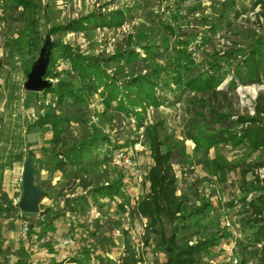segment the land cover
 Returning a JSON list of instances; mask_svg holds the SVG:
<instances>
[{
  "label": "trees",
  "instance_id": "16d2710c",
  "mask_svg": "<svg viewBox=\"0 0 264 264\" xmlns=\"http://www.w3.org/2000/svg\"><path fill=\"white\" fill-rule=\"evenodd\" d=\"M181 1L173 0L171 5L174 10L171 18L176 24L188 21L179 33L175 25H164V37L149 39V29L140 24L125 43L116 42L109 55L87 54L69 43L57 42L58 50L50 53L45 78H55L52 67L57 59L68 63L71 76L42 91L51 93L54 99V104H42L44 113L37 119L39 126L51 132L45 165L60 172L66 185L79 187L85 193L73 197L59 194L64 210L88 209L87 195L100 207L99 200L115 198L124 186V172L110 163L112 152L120 147L112 143L103 126L115 120L120 129L122 120L132 117L135 128H143L152 160L145 176L147 189L134 207L147 220L144 245L154 239V249L164 255L160 264H229L213 262L209 256L225 234L217 232L192 240L183 232L189 231L190 218L207 217L213 209L208 200L196 206L179 187L172 159L175 148H183L184 143L171 144L161 120L143 125L148 108L156 109L166 102L173 104L181 101L185 93H193L189 100L192 114L184 137L194 143L196 153L206 155L213 151L206 166L209 173L221 181L230 172L238 173V194L228 205L238 204L241 231H250L247 237L251 238L243 242L242 250L250 248L253 256L258 255V264H264V185L256 173L264 168V92L258 93L253 114L249 115L232 110L230 103L235 95L227 90L236 83L264 85V0H217L211 2L206 12L199 0L184 6ZM187 1L190 0L182 2ZM244 1H249L251 7L247 8ZM9 5L16 10L21 8L18 19L27 25L18 43L35 44L37 22L33 12L41 7L39 0H11ZM256 7L259 8L256 21L263 27L262 32L240 29L236 33L246 38L242 47L233 43L222 51L217 50L214 35L223 28L232 32L234 21ZM124 21L125 15L120 10L94 11L56 24L50 28V34L77 33L95 27L118 28ZM167 35L173 38L171 43ZM229 73L232 78L227 91L219 90ZM28 95L37 97L38 93L28 92ZM95 96L103 110L92 114L90 105ZM30 100L28 97L27 102ZM74 123L77 133L71 129ZM229 154L231 159L227 158ZM45 197V192H41L39 201ZM4 202L0 211L16 209L8 199L4 198ZM126 237L117 264H138L140 258ZM69 263L84 264L81 260Z\"/></svg>",
  "mask_w": 264,
  "mask_h": 264
},
{
  "label": "rangeland",
  "instance_id": "374dc122",
  "mask_svg": "<svg viewBox=\"0 0 264 264\" xmlns=\"http://www.w3.org/2000/svg\"><path fill=\"white\" fill-rule=\"evenodd\" d=\"M182 1L181 5L184 6L198 0ZM199 1L206 12L211 2L217 0ZM10 2L0 0V205L5 203L6 198L16 209L0 211V264H70L71 260H81L84 264H117L123 255L125 235L130 234V240L140 245L138 237L147 234V229H142L144 223L147 227V220L141 219L132 210L136 198L147 189L145 176L152 163L144 142L143 128L136 129V121L132 117L124 118L120 129L115 125V120L105 123L104 132L112 143L120 147L115 150L122 151L131 159L136 177L128 176L124 169L117 168L124 172V186L120 195L99 200L100 207L94 205L90 195H87L88 209L64 210L60 195L73 197L82 191L79 187L66 185L60 172L45 165L51 146V132L47 127L39 126L37 119L44 113L42 104H54V99L51 93L43 92H37V97L29 96L23 85L48 35L53 43L51 51H57L56 44L61 41L83 53L109 55L113 53L116 42L125 43L128 35H134L140 24L149 29V39H158L165 36L164 25H175L179 28L174 26L175 31L179 33L188 21L176 24L172 20L173 0H39L41 7L33 12L37 22L35 44L25 46L19 44L18 39L23 37L27 25L18 19L21 8L16 10L9 5ZM244 4L247 8L251 7L249 1H244ZM111 10H120L125 15L124 23L118 28L95 27L77 33L50 34V28L56 24L94 11L108 13ZM258 10L256 7L240 15L234 21L232 32L223 28L214 35L216 49L222 51L233 43H236V47H242L246 38L237 34L240 29L261 33L263 27L257 23L255 15ZM181 14L184 15V12ZM190 25L193 26L192 23ZM167 36L171 43L173 38ZM52 69L56 72L55 78H46L51 86L57 80L71 76L68 63L62 59H57ZM231 78L232 73L227 74L218 89L226 90ZM227 90L229 94L232 91L235 95L230 103L232 110L252 115L255 98L258 93L264 92V85L236 83L233 89ZM192 94L185 93L181 101L173 104L166 102L156 109L148 108L143 121L144 126L152 121H163L171 144L178 141L184 143L183 148H175L172 159L179 187L186 191L189 200L196 206L202 200L210 201L213 206L207 217L190 218L187 221L191 224L190 229L183 232L192 240L217 232L225 234L211 249V258L207 256L206 260L258 264V255L253 256L250 248L246 251L241 248L251 236L247 237L250 231H241L238 204L233 207L228 205L238 194V173L230 172L221 181L218 176L209 173L206 167L213 151L210 150L206 155L196 153L194 143L184 137L186 124L192 114L193 106L189 102ZM28 97L31 99L29 103ZM90 107L92 114L103 110L98 96L93 97ZM91 120L95 122L96 119L92 116ZM71 129L77 133V124H72ZM230 156L227 155V158L231 159ZM28 159L34 170L35 186L46 194L45 198L38 201L36 213H25L18 208L22 195V166ZM109 173L112 177V172ZM256 173L264 185V168ZM225 221L230 225L225 227ZM112 229L119 230L120 236H112ZM67 239L73 240L74 244L63 246ZM153 240L151 238L142 248L136 245L140 258L138 264L163 262L164 255L154 249Z\"/></svg>",
  "mask_w": 264,
  "mask_h": 264
},
{
  "label": "water",
  "instance_id": "95a60500",
  "mask_svg": "<svg viewBox=\"0 0 264 264\" xmlns=\"http://www.w3.org/2000/svg\"><path fill=\"white\" fill-rule=\"evenodd\" d=\"M52 44L50 36H46L39 50L38 58L34 61L27 74L26 81L23 85L25 91L42 92L51 87V83L45 78V73L50 61ZM33 172L34 170L30 163V159H28L22 166V195L18 202V208L25 213H36L39 209L38 201L41 192L34 184Z\"/></svg>",
  "mask_w": 264,
  "mask_h": 264
},
{
  "label": "built area",
  "instance_id": "2783aa9c",
  "mask_svg": "<svg viewBox=\"0 0 264 264\" xmlns=\"http://www.w3.org/2000/svg\"><path fill=\"white\" fill-rule=\"evenodd\" d=\"M111 160H112V163H111V165L112 166H114V167H116V168H121V169H124L125 171H126V174L128 175V176H131V177H136V174L133 172L134 171V167H133V165H132V161H131V159L128 157V156H125L123 153H122V151H120V150H114L113 151V153H112V155H111ZM137 200H136V202H135V204H134V206H132V210H134V207H135V205H136V203H137V201H138V199L139 198H136ZM136 212V211H135ZM137 215L141 218V219H145L144 217H142V216H140L138 213H137ZM142 222V221H141ZM223 225L225 226V227H227V226H229L230 224H229V222L228 221H225L224 223H223ZM145 228H146V224L144 223L143 225H142V229H144L145 230ZM144 232V231H143ZM111 235L112 236H114V237H119L120 236V231L119 230H117V229H112V231H111ZM127 238H128V240L130 241V244H131V246H132V248L134 249V251H135V253H137L138 251H137V248H136V245H138V246H140L141 248L144 246V243H143V240H144V236H140V237H138L139 238V243H140V245L138 244V243H136V242H132L131 240H130V234H128V236H127ZM131 239L133 240V238H132V236H131ZM69 244H74V242H73V240H70V239H67V240H65L64 242H63V246H68Z\"/></svg>",
  "mask_w": 264,
  "mask_h": 264
}]
</instances>
